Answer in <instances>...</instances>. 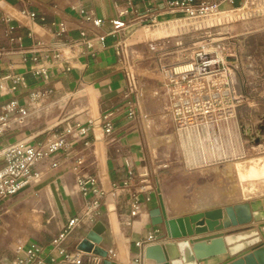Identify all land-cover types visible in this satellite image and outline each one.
I'll return each instance as SVG.
<instances>
[{
    "label": "crops",
    "instance_id": "0c3cea01",
    "mask_svg": "<svg viewBox=\"0 0 264 264\" xmlns=\"http://www.w3.org/2000/svg\"><path fill=\"white\" fill-rule=\"evenodd\" d=\"M0 4V76H25L28 86L22 87L17 96L29 111L24 125H13L7 134L0 137V149L17 141L38 144L62 129L67 122L87 123L92 120L95 126L89 136L90 146L79 140L74 149L77 154H87L89 161L93 162L88 170L97 175L106 192L96 220H85L75 228L67 246L71 251H77L78 243L88 231L97 222H102L105 229L101 246L107 251L113 249L116 254L111 264H155L145 257V248L169 241L167 237L161 238L162 227L153 225L149 214L150 209L159 206V188L149 192L151 200L145 204L141 214L133 216L127 191L112 188V183L127 177L128 165L136 174H149L151 169L149 146L140 131L137 116L130 119L126 114L127 106L133 101L134 78V60L129 58L128 42L138 32L137 27L141 25L139 17L145 8H151L158 14L159 24L177 22V15L166 11L164 0H0ZM27 11L35 12L36 16L31 18ZM87 14H91L92 19H102V23L94 25L92 19H87ZM116 20L123 21L124 26L115 29L113 21ZM61 22L65 23L66 31L58 35ZM82 28L87 30L88 37L97 38L93 46L82 42ZM101 36L104 38L100 39ZM56 41L72 44L70 50L62 53L65 59L57 61L51 52H40L39 60H33V50L51 46ZM35 66H48L50 77L35 76L32 73ZM67 66H70L69 70H65ZM46 89L51 92L36 101L30 100L31 92ZM106 112H113L114 117L110 133H106L100 124V118ZM72 168L71 163L51 170L43 167L42 188L46 190L59 228L37 241L19 245L39 242L48 247L69 218L82 213L85 200L77 189ZM248 202L254 215L249 227L258 226L264 222V202ZM216 207L224 205L213 208ZM184 215L187 214L170 215L167 212L169 218ZM3 236L1 227L2 249L18 245ZM198 236L202 235L192 238ZM46 250L50 255L51 251ZM88 255L95 256L92 253ZM228 256V253H219L198 260V264H221ZM82 264H104V259L100 262L85 260Z\"/></svg>",
    "mask_w": 264,
    "mask_h": 264
},
{
    "label": "rangeland",
    "instance_id": "374dc122",
    "mask_svg": "<svg viewBox=\"0 0 264 264\" xmlns=\"http://www.w3.org/2000/svg\"><path fill=\"white\" fill-rule=\"evenodd\" d=\"M137 29L127 47L132 103L149 146V178L168 214L263 200L264 178L247 174L264 164V17L241 10ZM200 50L223 64L190 83L182 72ZM42 181L9 198L5 240L23 244L57 232Z\"/></svg>",
    "mask_w": 264,
    "mask_h": 264
},
{
    "label": "built area",
    "instance_id": "2783aa9c",
    "mask_svg": "<svg viewBox=\"0 0 264 264\" xmlns=\"http://www.w3.org/2000/svg\"><path fill=\"white\" fill-rule=\"evenodd\" d=\"M166 11L177 15V22H199L219 15L241 11L249 16L264 17V0H164ZM83 13L85 10H81ZM34 18L36 13L26 12ZM87 19H92L87 14ZM139 21L143 25L155 26L159 24L158 14L151 8H145L140 14ZM94 25H100L102 19L93 18ZM115 29L124 26L123 21H113ZM66 31L65 23L59 25L58 35ZM82 42L89 47L97 38L87 36V30L81 29ZM103 39L104 37H99ZM72 44L56 41L51 46L33 50V60H39L40 52H51L55 60L65 59L64 50H70ZM214 52L200 50L195 53L191 64V70L182 73V79L189 77V82L197 80L204 74L215 75L220 70L223 61ZM122 56V55H121ZM216 59L215 64H206L208 60ZM70 66L65 67L69 70ZM35 76L48 79L50 70L48 66H35L32 69ZM132 81V77L130 78ZM28 83L23 74H6L0 76V137L7 134L13 125L22 126L26 123L29 111L26 105L20 102L17 96L22 87ZM51 90H37L31 92L30 100L36 101ZM7 97V98H6ZM126 114L133 119L137 116V110L133 103L127 106ZM100 124L106 133H110L114 127L113 112H106L100 118ZM95 123L90 120L87 123L67 122L65 126L52 133L44 141L38 144H30L26 141H17L0 149V229L2 227V213L7 206L10 197L30 187L43 175V167L47 170L56 169L68 163L73 164L72 172L75 174V184L78 191L84 197L85 204L81 214L69 218L61 231L50 242L49 246H43L39 242H33L27 246L15 245L12 248L2 249L0 246V264H82L85 260L100 262L103 258L77 250L71 251L67 246V240L71 232L79 227L85 220L94 222L102 208L105 189L99 184L98 177L88 170L93 164L87 154L76 153L75 143L84 141V145L90 146L89 136L94 131ZM127 177L121 182H113L112 188L127 191L131 214L137 216L145 208V204L151 200L149 192L155 188L151 184L149 174H136L132 166H127ZM46 249L51 252L48 255ZM111 262L116 258L113 249L108 250Z\"/></svg>",
    "mask_w": 264,
    "mask_h": 264
},
{
    "label": "water",
    "instance_id": "95a60500",
    "mask_svg": "<svg viewBox=\"0 0 264 264\" xmlns=\"http://www.w3.org/2000/svg\"><path fill=\"white\" fill-rule=\"evenodd\" d=\"M158 193L159 206L150 209L149 214L152 224L162 227L161 238L167 237L169 241L148 245L144 251L146 258L155 264H198V260L228 253L221 264H264V222L249 227L254 219L250 202L169 218L159 189ZM104 229L102 222H97L77 249L111 264L108 251L101 246ZM194 235L202 236L192 238Z\"/></svg>",
    "mask_w": 264,
    "mask_h": 264
},
{
    "label": "bare ground",
    "instance_id": "6f19581e",
    "mask_svg": "<svg viewBox=\"0 0 264 264\" xmlns=\"http://www.w3.org/2000/svg\"><path fill=\"white\" fill-rule=\"evenodd\" d=\"M216 55H218V54H216ZM219 56V55H218ZM220 57V56H219ZM217 62V60L216 59H210V60H208L207 61V63L206 64H215ZM186 65H188V64H186ZM186 65H185V69L184 70H186ZM191 65V64H190ZM190 70H191V68H190ZM220 70L218 69V70H216V72H219ZM204 75H208V74H204ZM253 167L251 168V172L249 173V174H247L248 176H250V177H261V178H264V164L263 163H261V164H259L258 166L257 165H252ZM240 176H242V178L243 177H245V175L243 174V173H241L240 174ZM249 177V178H250ZM240 180H241V178H240ZM239 180V181H240ZM248 180V179H247ZM250 181V180H249ZM255 182V181H254ZM246 183V182H245ZM248 183V182H247ZM251 183H253V180H252V182ZM259 183V182H258ZM241 184V183H240ZM254 184H256L257 185V182L256 183H254ZM253 185V184H252ZM256 185H255V187H256ZM261 185V184H260ZM242 186V185H241ZM245 186V185H244ZM243 188V187H242ZM254 188V187H253ZM257 188H259V187H257ZM256 188V189H257ZM264 188V187H263ZM247 190V189H246ZM245 190V191H246ZM250 191V190H249ZM245 194V193H244ZM263 202H264V199H263ZM197 204L199 203L198 201L196 202Z\"/></svg>",
    "mask_w": 264,
    "mask_h": 264
}]
</instances>
